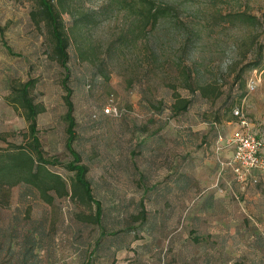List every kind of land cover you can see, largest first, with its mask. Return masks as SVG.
I'll use <instances>...</instances> for the list:
<instances>
[{
	"label": "rangeland",
	"instance_id": "obj_1",
	"mask_svg": "<svg viewBox=\"0 0 264 264\" xmlns=\"http://www.w3.org/2000/svg\"><path fill=\"white\" fill-rule=\"evenodd\" d=\"M53 1L69 37L74 147L102 216L96 223L89 204L69 196L47 204L16 184L0 207V227L15 251L3 264H20L19 230L36 239L26 264H264V181L239 182L230 155L213 150L196 158L177 152L180 169L167 174L176 138L207 148L218 137L234 138L241 130L236 105L264 140V0ZM149 3L168 9L147 18ZM34 8L35 0H0V146L22 141V109L5 97L12 84L33 78L30 95L45 107L39 138L58 161L48 166L69 184L64 71ZM94 8V20L71 29L74 15ZM240 12L257 20L248 23ZM253 68L261 79L247 92ZM175 92L191 99L178 114ZM105 106L115 111L106 114Z\"/></svg>",
	"mask_w": 264,
	"mask_h": 264
},
{
	"label": "trees",
	"instance_id": "obj_2",
	"mask_svg": "<svg viewBox=\"0 0 264 264\" xmlns=\"http://www.w3.org/2000/svg\"><path fill=\"white\" fill-rule=\"evenodd\" d=\"M144 8V4L142 5ZM146 17L156 18L164 13L168 6L153 7L148 4ZM93 13V15H92ZM97 8L90 11H79L72 17L71 29H79L85 23L94 20ZM240 18L248 23L253 24L257 19L255 15H249L244 12L239 13ZM31 16L40 20L48 29L50 43L52 45L53 58L59 63L64 71L61 81L63 93V101L66 107L64 118L66 121V138L65 149L71 156V159L64 166L73 171V179L68 184L64 177L52 170L48 165L58 164L55 158L47 157L44 153L42 142L39 138V129L37 126V116L44 110L41 102L35 101L30 95V89L34 85V79L28 78L17 84L10 86V91L6 95V101L14 107L22 109V114L27 122L26 130L23 132L22 141L10 142L5 141V146H0V207H6L10 202L11 188L19 183L24 184L29 189H35L41 200L50 204L56 197L69 196L94 207L91 219L96 223H100L102 216V207L100 202L94 198L92 187L87 178L88 166L81 161L80 154L74 147L76 139V120L73 114L74 104L72 100V87L68 84L69 78V37L64 21L61 18V9L56 6L53 0H35V8L31 10ZM144 19V11H143ZM8 52L13 53L8 45H4ZM258 69V68H257ZM261 70V69H259ZM262 71V70H261ZM171 109L174 114H178L187 109L191 99L181 96L175 92ZM237 106V105H236ZM233 109V108H232ZM232 112V110H231ZM233 114V113H232ZM234 116V115H233ZM235 117V116H234ZM264 181L263 177H259L256 184ZM249 182L248 180L244 183ZM5 229L0 227V264L4 261H12L14 259V248L12 238L5 236ZM15 231L11 228V233ZM18 236L22 238L19 246L17 261L20 264H26L29 257L35 256L33 252L35 245V237L18 231ZM27 241L31 247L27 246ZM29 253V254H28Z\"/></svg>",
	"mask_w": 264,
	"mask_h": 264
},
{
	"label": "built area",
	"instance_id": "obj_3",
	"mask_svg": "<svg viewBox=\"0 0 264 264\" xmlns=\"http://www.w3.org/2000/svg\"><path fill=\"white\" fill-rule=\"evenodd\" d=\"M262 71L253 68L246 78L247 92H252L261 79ZM264 98V96H263ZM115 108L105 106L103 112L108 114ZM233 115L238 119L241 130L235 133L233 152L228 164L231 165L239 182L256 183L259 177L264 178V140L248 127V119L243 107L234 106Z\"/></svg>",
	"mask_w": 264,
	"mask_h": 264
},
{
	"label": "crops",
	"instance_id": "obj_4",
	"mask_svg": "<svg viewBox=\"0 0 264 264\" xmlns=\"http://www.w3.org/2000/svg\"><path fill=\"white\" fill-rule=\"evenodd\" d=\"M185 139L182 137H178L176 138L173 143H172V148H170L169 150H171L172 152L176 153L177 156L175 157L174 161H173V168H168L167 170V174L173 173L175 174L176 172H178V170L180 169L178 167V165L181 162V155H178L177 152H179L180 154L186 155V156H194V158H196V154H205L207 152H212V150L216 153V154H221L223 156H229L231 158L232 152H233V146H234V142H233V137L231 138H222V137H218V139L215 141V144H211L209 142V147L207 148L205 145H203L202 147H195L194 146V142L189 140V141H184ZM165 141V140H164ZM166 144H170L169 142L165 141ZM164 142L160 141L158 139L157 144H165ZM166 147L162 146L160 148L156 150H165ZM199 159L201 158L202 155H198ZM205 159V158H203ZM164 161H162L163 163ZM161 173L162 176H165V166L164 163L161 166Z\"/></svg>",
	"mask_w": 264,
	"mask_h": 264
}]
</instances>
